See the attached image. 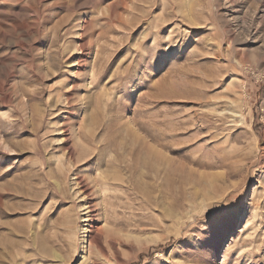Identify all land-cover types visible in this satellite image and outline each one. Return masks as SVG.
<instances>
[{
  "label": "rangeland",
  "instance_id": "obj_1",
  "mask_svg": "<svg viewBox=\"0 0 264 264\" xmlns=\"http://www.w3.org/2000/svg\"><path fill=\"white\" fill-rule=\"evenodd\" d=\"M262 15L0 0V264H264Z\"/></svg>",
  "mask_w": 264,
  "mask_h": 264
},
{
  "label": "bare ground",
  "instance_id": "obj_2",
  "mask_svg": "<svg viewBox=\"0 0 264 264\" xmlns=\"http://www.w3.org/2000/svg\"><path fill=\"white\" fill-rule=\"evenodd\" d=\"M257 10V9H256ZM250 16V15H249ZM264 15H262V17H263ZM235 19V18H234ZM237 19V18H236ZM243 32H239L237 35H240V36H242L243 37V34H242ZM249 35V34H248ZM252 35L253 36H255L256 37V35H257V37H258V35H260L259 34V32H258V30L256 29L254 32H252ZM68 138V137H67ZM67 138H66V136L65 137H63L62 139H63V141L64 140H67ZM65 152H67V154L68 155H72L73 154V147H67L66 148V151ZM69 159H70V157H69ZM78 184L80 185L79 186V192H80V195L82 194V197L84 198V199H86L87 198V201L84 203V207L82 208V209H84V211H85V213L83 214L84 215V218L81 220V221H83L84 223H85V225L87 226V227H93L92 226V224H93V222L94 221H96V216H95V214H93V212H94V207H93V205L91 204V202H92V200H91V195L93 194V193H95V192H93L92 193V191L90 190V189H88V187H87V185L86 184H84L83 182H82V180H79L78 181ZM94 195V194H93ZM91 204V205H90ZM82 214V213H81ZM97 214V213H96ZM87 227H85V228H87ZM101 227V226H100ZM84 228V229H85ZM85 232H86V230H84ZM85 237H86V240L84 241L85 243H86V246H85V249L83 248V252H86L87 253V255L86 256H83V259H85V260H88V261H91V259H92V255H93V251H94V248L96 249L97 248V245L99 244V240H100V237L97 235V234H94V235H92V234H86L85 235ZM92 249H93V251H92ZM88 250H89V255H88ZM95 253L96 254H100V252L99 251H97V250H95ZM6 259V258H5ZM12 260V259H11ZM5 262V261H4ZM15 262V261H14ZM95 263V262H94ZM96 264H99V263H96Z\"/></svg>",
  "mask_w": 264,
  "mask_h": 264
}]
</instances>
